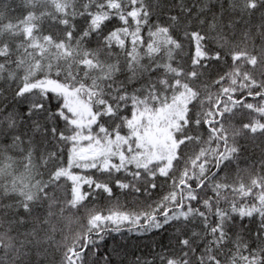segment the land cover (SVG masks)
<instances>
[{
	"label": "snow or ice",
	"instance_id": "1",
	"mask_svg": "<svg viewBox=\"0 0 264 264\" xmlns=\"http://www.w3.org/2000/svg\"><path fill=\"white\" fill-rule=\"evenodd\" d=\"M0 264H264V0H0Z\"/></svg>",
	"mask_w": 264,
	"mask_h": 264
}]
</instances>
